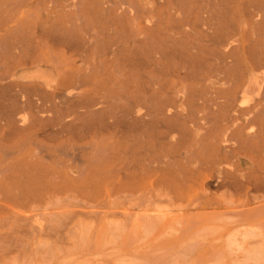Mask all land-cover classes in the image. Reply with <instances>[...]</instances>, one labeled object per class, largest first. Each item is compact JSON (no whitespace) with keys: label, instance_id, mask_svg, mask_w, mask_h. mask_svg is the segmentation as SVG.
<instances>
[{"label":"bare ground","instance_id":"6f19581e","mask_svg":"<svg viewBox=\"0 0 264 264\" xmlns=\"http://www.w3.org/2000/svg\"><path fill=\"white\" fill-rule=\"evenodd\" d=\"M58 1L0 0V12L7 14H16L22 7L30 10L47 3L57 4L58 8L65 10V14L43 24L30 20L33 17L22 20H18V17L17 20L13 18L0 23V121L5 123L7 134L20 129L23 132L26 125L31 128L30 120L32 124H38L36 127L41 126L44 136L47 133H81L85 126L80 118L84 116L90 120L96 119L99 128L117 127L118 131L121 128L125 131L126 128L131 130V135L140 134L139 138L141 134L145 138L146 134L143 136V133H148L152 141L134 154L138 156L135 161L128 159V155L125 156L126 162L121 159L120 163L122 160L124 163L121 169L126 168L127 173L124 174L128 181H134L137 171L146 174L142 168L149 161L155 162L156 166L157 163L158 166L163 164L166 169L174 167L177 173L175 189L191 185L203 187V180L207 176L202 171L206 167H213L210 163L219 148L228 155L239 147H251L259 150L262 153L259 156L264 157L263 101L256 105L258 98L254 94L252 96L256 102L244 97L246 91L251 96V90L255 93L257 90L255 95L259 96L264 89H260L261 92L258 89L260 86L254 87L256 82L253 85L247 82L249 79L245 84H239L236 78H240L241 69L235 73L238 62L234 64L241 54V43L244 41L253 52L259 49V55L262 57L261 51L264 55V0H258L259 3H255V0ZM244 22L248 29L243 26ZM21 44L24 45L22 49ZM15 48L19 53L17 56L13 52ZM44 49L51 56L44 54ZM66 55L72 58L68 64L63 61ZM246 63L245 67L248 65ZM247 68L249 72L251 68ZM92 74H95L94 78L96 75L99 77L94 81ZM89 86L91 88L87 89ZM85 87L86 90L79 91ZM76 89L78 93L75 94ZM261 97L260 100L264 98ZM61 108L65 109L62 111ZM20 109L27 112L30 109L31 115L28 112V117H22V113L18 112ZM67 109L75 110L72 112L78 113L76 118L71 117L72 113H68ZM77 117L82 120L79 121L82 126L78 127L77 122L75 125ZM229 121L231 125H227ZM224 123L229 128L226 134L222 132L220 138L221 132H216L217 127ZM202 126L208 130L206 139L195 131L201 130ZM162 127L171 132L160 133ZM230 130L231 135L227 133ZM47 135L45 137H49ZM90 141L93 143L89 144ZM90 141L89 146L85 145L86 153L80 150L84 146L78 149L86 156L77 158L72 153L74 160L69 157L70 163L72 161L75 165L82 159L79 164L84 166L83 170L74 168L77 180L88 172H83L85 169H90L94 164H104L110 153V144L106 147L108 151H105L102 143L98 144L100 142L96 139ZM125 152L120 158L124 157ZM100 156L102 159L105 156L103 161L99 159ZM4 157L8 161L9 158ZM97 158L102 162H94L99 161ZM4 160L0 161V165L5 166ZM127 163L133 165V170L125 167ZM17 164V161L11 160L8 167L14 168ZM43 164L42 156L31 162L34 167ZM149 166L153 167L152 171L155 170L156 166ZM216 167L214 169H218ZM222 168L219 167L220 170ZM220 170L218 174L222 176V185L231 187L230 178L223 172L226 170ZM1 173L7 174L0 176L6 186L28 184L34 178L31 172ZM71 173L70 176L75 175ZM78 182L84 185L86 180ZM251 212L248 211L246 215H251Z\"/></svg>","mask_w":264,"mask_h":264},{"label":"rangeland","instance_id":"374dc122","mask_svg":"<svg viewBox=\"0 0 264 264\" xmlns=\"http://www.w3.org/2000/svg\"><path fill=\"white\" fill-rule=\"evenodd\" d=\"M256 2L259 3L258 0ZM49 4L30 10L22 7L23 10H18L16 14L0 12V23L13 18L17 20L18 17V20L33 17L30 20H38L43 24L65 14V10L58 8L57 4ZM244 17L247 20L246 15ZM245 22L244 27L249 24L246 22L245 26ZM243 30L246 32L245 28ZM23 46L21 44L20 48ZM241 46L243 50L234 63L236 65L238 62L235 71L241 69V75L238 74L241 79L236 80L239 84H245L249 79L247 82L252 85L256 82L254 87L260 86L258 89L263 91V51L262 59L259 49L253 52L247 41ZM16 51L15 48L13 52L17 56L19 53ZM44 52L50 55L45 49ZM242 55L246 58H241ZM71 59L66 55L63 61L68 64ZM245 61L248 63L246 67ZM238 66L241 67L238 69ZM248 66L252 69V72L249 70L251 74L247 70ZM93 75L90 78L95 81L99 75L95 78ZM84 90L86 87L79 89L82 92ZM251 92V96L250 92L244 93L250 102H256L254 99H259L261 95L264 97V91L259 96L255 95L257 90L256 93L253 90ZM74 93H78V90H74ZM258 99L256 105L261 101L264 103V98ZM61 109L63 111L65 108ZM67 110L72 116L67 112L65 114L76 118L77 112H72L75 110ZM18 112L22 113V117H28V112L31 115L30 109L28 112L26 109ZM78 117L74 123L76 125L77 122L78 127L84 124V132L45 134L49 137L41 134V126L36 127L38 124H32L30 119L31 128L26 125L23 132L20 129L11 134H7L5 123L0 121V158L4 160L2 156L5 155L9 158L8 161L4 160L5 166L0 165V168L8 170L0 169V172H31L34 177L31 183L9 186L0 180V264H264V157L259 156L262 154L259 150L239 147L225 155V150L217 149L218 154L214 155L216 159L213 157L210 163L213 167H206L202 171L207 177L201 188L191 185L175 189L177 173L174 167L166 169L164 166V169L163 164H160L162 167L159 168L158 163L157 167L155 162L149 160L152 164H148L156 166V171H152V166L148 168L147 163L140 162L144 164L142 169L146 174L137 171L136 179L128 181L124 174L127 173L126 168L121 169V165H124L122 161L126 162L128 156V159H137L138 156L134 154L152 141L151 134L143 133V136L146 134L145 138L142 134L139 138L140 134L133 133L132 136L131 130L125 128L124 131L121 128L123 135L117 127L99 128L96 119L90 120L88 116L80 118L83 120L80 125L79 121L82 120ZM231 121L217 127L216 132H221L220 138L222 132L225 133L229 128L225 124L231 125ZM239 123L242 121L239 120ZM204 127L201 130L196 127L195 131L206 139L208 130ZM163 128L159 130L160 133L165 131L164 134H167L170 131ZM35 130L40 132L36 133ZM202 130H206V133ZM231 131L227 133L231 135ZM90 139H96L105 148L110 144L111 150L110 153L104 152L108 156L103 153L108 158L104 156L102 159L100 156L102 161L105 158L104 164L98 165L102 161L97 158L99 161L94 162L100 167L94 164L83 171H88L83 173L85 178L77 172L82 175L78 180H86L83 185L78 182L74 169L83 170L84 166L79 164L82 159L77 160L75 165L72 161L70 163V158L74 153L77 158L86 156L84 150L89 146ZM91 141L89 144L93 143ZM79 147L85 153L79 151ZM107 148L105 151H108ZM124 151L126 154L120 158ZM41 156L44 164L32 166L31 162ZM11 160L18 162L16 167H8ZM132 160L129 161L131 164ZM128 166L127 163L125 167ZM129 167L133 170V165ZM215 167L226 170L223 172L230 178L231 187L222 185V176L218 174L220 169ZM72 170L76 179L69 175ZM1 174V177L7 175ZM69 176L72 179L67 178ZM248 211H252L251 215H246Z\"/></svg>","mask_w":264,"mask_h":264}]
</instances>
